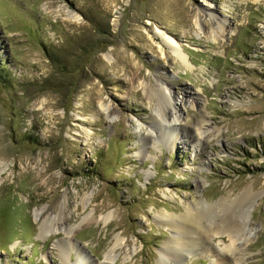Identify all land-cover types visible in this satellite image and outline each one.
Segmentation results:
<instances>
[{
	"label": "rangeland",
	"instance_id": "374dc122",
	"mask_svg": "<svg viewBox=\"0 0 264 264\" xmlns=\"http://www.w3.org/2000/svg\"><path fill=\"white\" fill-rule=\"evenodd\" d=\"M2 167L0 264L74 262L63 229L38 235L48 216L86 264H221L225 235L163 262L157 214L239 216L245 192L251 234L227 254L264 264V0H0Z\"/></svg>",
	"mask_w": 264,
	"mask_h": 264
},
{
	"label": "bare ground",
	"instance_id": "6f19581e",
	"mask_svg": "<svg viewBox=\"0 0 264 264\" xmlns=\"http://www.w3.org/2000/svg\"><path fill=\"white\" fill-rule=\"evenodd\" d=\"M209 15L211 18H216L214 15V12L211 10L209 11ZM217 19H215L216 21ZM220 21V20H219ZM218 21V22H219ZM216 21V28L218 30L223 31L224 28V20L223 24L218 23ZM162 36L163 40L167 43L168 47L171 49L172 53L174 56H176L178 59L181 60L182 63L184 64H190L188 62V57L187 54L182 50L181 46L177 43V41L171 37L165 34L164 31L159 30L158 31ZM222 33V32H221ZM160 84V92H161V97L163 100L167 103L170 104V116L172 117L173 121L179 120L180 119V105L174 103L172 101V98H170V93L166 90L165 87H163V83ZM165 93V94H164ZM196 98L192 97L190 101V105L193 106L194 100ZM102 108L105 109L108 115L112 114L113 112L109 111L106 108V105L103 104ZM163 113V109H160L158 112V123L159 125L162 124V120L165 118ZM163 118V119H162ZM150 129V128H149ZM152 129V127H151ZM150 131L152 132V130ZM201 133V132H200ZM161 141V139L159 140ZM163 145H170L174 146L178 142L176 140H170V137L167 135L162 139ZM4 168H0V172ZM150 171H147L146 177L150 174ZM250 192H245L242 193L240 196L237 197V200L235 201V204L239 203L240 205L243 204V209L242 212L246 210L245 213L240 214L239 216H233L229 214L217 216V215H210L213 214V211H223L227 210L228 206L232 203L224 201H219L218 204H212L208 205L206 207L207 211L206 213L202 212L201 210L198 209V203L196 204H191L188 206H185V212L181 213L179 215H169L167 214H157V216L160 218V220H164L165 224L173 228L174 235L168 239V241L163 243V248L161 249L160 253V258L163 262H166L169 259H172L174 256H181L182 252L184 251H189L192 247H202L206 246L205 249H209V244H208V238L217 235L221 236V239L223 235L227 236L229 239V242L224 246V251L222 252H217L219 261H221V264H233L231 258L228 256L227 252H231L232 254L237 253V251L240 249V244L238 245L237 241L239 240H244L245 242L249 240V235L251 234V230L249 228V224L247 222L246 214H249V211H251V207L253 204V201L255 200V195L253 196L249 194ZM65 200V198H64ZM231 201V200H230ZM245 203V204H244ZM63 205V204H62ZM62 207V206H61ZM241 207V206H240ZM203 209V208H202ZM229 210V209H228ZM204 211V210H203ZM228 212V211H227ZM39 214V212H36V216ZM58 219H60V216H52V217H47L44 219L38 226V235H46L49 232H53L59 229H63L64 232L67 233V241H66V246L62 247L60 250L63 251L65 254V258L68 257V254L70 251L74 250L75 251V256L77 257L74 262H70V264H86L88 263V259L85 258L84 253L82 252L81 248L76 244L72 243L69 238V234L72 230L71 227H66L63 226L62 223L58 222ZM196 234V237H195ZM208 237V238H207ZM195 238V240H194ZM224 240V239H222ZM119 239L116 240L112 248L108 251V253L104 256V258L112 260L114 255L112 249L118 245ZM67 256V257H66ZM86 261V263H85ZM236 262V261H234ZM109 263V262H107ZM106 263V264H107ZM99 264H105L104 262H100Z\"/></svg>",
	"mask_w": 264,
	"mask_h": 264
}]
</instances>
